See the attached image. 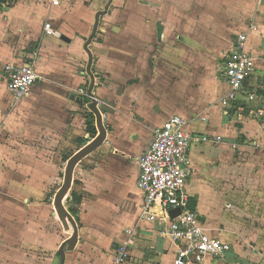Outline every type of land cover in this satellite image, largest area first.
<instances>
[{
  "label": "crops",
  "instance_id": "crops-1",
  "mask_svg": "<svg viewBox=\"0 0 264 264\" xmlns=\"http://www.w3.org/2000/svg\"><path fill=\"white\" fill-rule=\"evenodd\" d=\"M211 1L112 0L89 44L95 77L92 92L107 130L105 141L96 149L107 153L97 170L106 188L103 197L113 207L111 214L122 218L129 229L126 239L118 243L130 241L127 264H138L133 254L147 248L154 255L145 259L141 254L140 264H175L176 247L161 233L163 225L139 218L144 195L137 186L139 158L151 145L154 129L171 116L187 119L186 129L194 134L222 136L220 141L194 142L190 148L194 172L186 189L197 204L196 211L204 209L210 215L211 210L204 207L224 197L230 213L210 226L204 224L211 235L233 244L235 237L242 236L236 211V204L243 203L239 181L244 171L260 161L264 170L258 152L260 135L250 140L256 125L246 115L249 108L240 114L222 102L228 90L222 77L224 56L235 35L251 24L257 30L250 34L249 47L257 59L259 80L264 78V0H231L223 9L226 0H221L216 11L210 10ZM108 2L11 0L0 4V264H18L24 253L32 264L31 252L50 250L45 246L51 245L53 233L42 225L60 220L46 196L59 167L56 158L70 152L65 157L69 159L99 134L89 108L91 99L87 100L91 77L84 46L96 13ZM47 21L58 35L45 32ZM27 61L35 63L38 81L29 96L17 100L8 90L3 67ZM89 113L95 117V136L87 132ZM111 170L126 181L125 196L118 202L108 197L110 187L118 188L120 181L110 176ZM43 172L49 181L40 184ZM199 215L206 223V217ZM81 234L79 227L75 248H66L65 264H105L103 259L77 257ZM234 250L227 259L207 264H239L233 259L238 253ZM111 263L112 255L106 264Z\"/></svg>",
  "mask_w": 264,
  "mask_h": 264
},
{
  "label": "built area",
  "instance_id": "built-area-1",
  "mask_svg": "<svg viewBox=\"0 0 264 264\" xmlns=\"http://www.w3.org/2000/svg\"><path fill=\"white\" fill-rule=\"evenodd\" d=\"M44 30L49 35L59 34L50 21L45 23ZM256 30L257 26L251 24L248 29L238 32L223 59L222 77L228 90L222 102L230 109L236 107L240 114L250 109V105L264 102V95L258 92L262 87L258 84L257 59L249 47L250 34ZM3 70L8 90L15 99L30 95L38 79L33 61L22 65L9 62L4 64ZM80 93H85L83 88ZM89 97L91 101L96 100L95 96ZM240 102L243 106L238 105ZM187 123L181 115L171 116L154 129L151 145L140 156L137 186L144 199L139 218L163 225L161 233L176 247L175 264H207L209 258L224 259L232 250V243L211 235L199 213L190 207L186 189L194 172L190 148L194 142L220 141L222 136L213 139L209 134H194L186 129ZM175 208H179L180 213L172 218L170 211ZM129 244L127 240L114 248L111 264L128 263L131 257Z\"/></svg>",
  "mask_w": 264,
  "mask_h": 264
},
{
  "label": "rangeland",
  "instance_id": "rangeland-1",
  "mask_svg": "<svg viewBox=\"0 0 264 264\" xmlns=\"http://www.w3.org/2000/svg\"><path fill=\"white\" fill-rule=\"evenodd\" d=\"M220 1L221 0H212L209 4L210 10L216 11L217 8H219L218 4H220ZM251 1H255V3H257L256 1L258 0ZM230 2L231 0L228 2L227 0L226 2L224 1L221 9H223V6L228 7L227 5ZM260 83L264 85V78H260L258 84ZM262 90H264V88ZM262 105L258 103L250 105L251 108L247 109L246 115L250 118V120H253V122H255L254 125H256L254 126V130H252V132L256 134H252L250 140H254L258 135H260L258 139L262 148L258 152L262 154L259 157H261V160L264 162V107L260 112ZM69 154L70 152H63L62 156H59L58 158L55 157L59 167L57 166V171L52 185L47 188L46 191L47 199H49V202L51 203L55 197L54 193L59 190L63 183L67 163L65 161V157ZM106 154V150L104 148H100L78 164L74 173L73 185L64 200L65 206L76 219L80 230H82V242L80 244V248H78L76 252V255H78L77 257L79 259L84 258V261H89L91 259V261L101 262L103 259L105 264L109 262L115 246L126 239V234H129V229H127L128 226L125 225L124 220L122 218H115L111 214L113 212V207L112 205H109L107 200L104 198L106 197L104 195L106 188H103L100 184L101 180L97 169L99 167L98 165H100V160H104L106 158ZM256 169L258 171H256ZM110 176L115 177L120 181L118 188L110 187L109 190L111 193L108 194L109 200L115 202L121 201L126 192L125 178L124 176H120V174L116 171L112 170L110 171ZM48 179L49 176L46 172H43L40 184H44V180L48 182ZM111 180L113 179L111 178ZM116 183H118V181ZM239 183L241 184L240 187H242L240 199L243 203L236 204V211L241 216L240 232L242 233V236L235 237V240L232 241L235 244L234 247L238 250V253L236 252L233 259L234 261H237V263L239 262V264H264V170L262 168L261 161L260 164H256L255 167H250L248 171H244L243 177ZM51 194H54V196ZM74 194L81 196L80 203L74 200ZM249 200H251V202L246 203ZM96 204L99 205L98 208L95 209ZM225 204L226 198L220 197L217 198L216 202L213 204L206 205L204 208L211 210L210 215H207L204 209H199V214L206 217V223L204 222V224L210 226L211 223H216L217 219H223L228 216L230 213L229 210L225 209ZM71 208L76 209L78 213L73 214ZM42 226L52 230L53 234L51 236L53 237V240L51 241V245L45 246L46 249L50 250L31 252L32 255L30 256H32L31 258L34 261L32 262L30 260V263L59 264L61 260L58 254L60 246L72 235L73 227L70 229L65 228L61 220H59L57 224H53L52 221L47 220ZM234 251L236 250H233L232 252ZM69 253L72 254L71 252ZM141 254L145 257V259H149L152 255H154L149 248L145 249V252ZM141 254L138 252L133 254V257L138 261V264L143 261ZM23 256L24 260H20L18 264H29V261L26 262L25 260V253ZM227 257L228 255L221 260H225ZM208 260L210 262L213 259L209 258ZM71 261H73V258Z\"/></svg>",
  "mask_w": 264,
  "mask_h": 264
},
{
  "label": "water",
  "instance_id": "water-1",
  "mask_svg": "<svg viewBox=\"0 0 264 264\" xmlns=\"http://www.w3.org/2000/svg\"><path fill=\"white\" fill-rule=\"evenodd\" d=\"M111 2L112 0H109L104 10H100L96 13L93 31L91 35L88 37L85 43V46H84L85 50L87 51L89 55L87 73L91 77V84L88 90V94L90 96H94L92 90L95 85V77L91 69L92 62H93V55L89 48V44L91 43L92 39L97 33L101 15H104L107 13ZM61 38L67 41L69 40L64 35H62ZM97 105H98V102L97 100L94 99L93 101H91L89 108L95 114L96 122H97L96 126L99 131V134L92 141H90L88 144H86L84 147H82L79 151H77L72 157L68 159L66 167H65L63 183L61 187L59 188V190L56 192L54 201H53V204L55 207V213L59 216V219L62 221L64 227L67 229H70L71 227H73L72 235L60 246L58 254L61 260L59 264H65L66 248L68 250L74 249L79 240V225L76 219L74 218V216L70 213V211L68 210V208L65 206V203H64V200L66 199L73 185L75 168L80 162L83 161V159H85L93 151H95L98 147H100L106 139L107 130L103 123L102 112L100 111ZM179 213H180L179 208H175L170 211V215L172 218L177 216ZM200 219L201 221H204V218L201 215H200Z\"/></svg>",
  "mask_w": 264,
  "mask_h": 264
},
{
  "label": "trees",
  "instance_id": "trees-1",
  "mask_svg": "<svg viewBox=\"0 0 264 264\" xmlns=\"http://www.w3.org/2000/svg\"><path fill=\"white\" fill-rule=\"evenodd\" d=\"M8 1H11V0H0V4H2V3H6V2H8ZM258 92H259V94H264V90H262V89H259ZM87 98H88L87 100H90V97H87ZM94 118H95V117H94V114H93V113H89V114H88L87 132H88L91 136H95V135L97 134V129H96L95 124H94ZM67 159H68V158H67ZM67 159H66V160H67ZM51 195L53 196L54 194H51ZM74 200H75L76 202L80 203V202H81V196L78 195V194H74ZM196 206H197L196 202L193 201V200H190V207H191L193 210H196ZM71 211H72L73 214H77V213H78V211H77L76 209H72V208H71ZM233 250H234V245L232 244V250L230 251V253H231ZM230 253H229V254H230Z\"/></svg>",
  "mask_w": 264,
  "mask_h": 264
}]
</instances>
